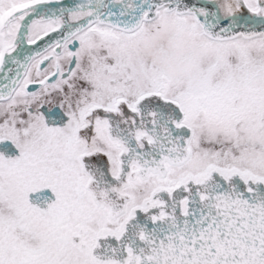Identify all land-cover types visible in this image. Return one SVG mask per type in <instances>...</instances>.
Here are the masks:
<instances>
[{"label":"snow or ice","instance_id":"1","mask_svg":"<svg viewBox=\"0 0 264 264\" xmlns=\"http://www.w3.org/2000/svg\"><path fill=\"white\" fill-rule=\"evenodd\" d=\"M0 264H264V0H0Z\"/></svg>","mask_w":264,"mask_h":264}]
</instances>
